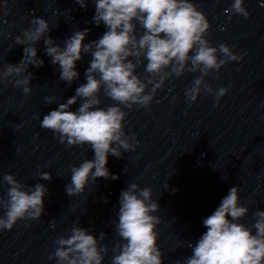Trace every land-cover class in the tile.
Masks as SVG:
<instances>
[{
  "label": "clouds",
  "instance_id": "clouds-1",
  "mask_svg": "<svg viewBox=\"0 0 264 264\" xmlns=\"http://www.w3.org/2000/svg\"><path fill=\"white\" fill-rule=\"evenodd\" d=\"M74 2L87 9L88 0ZM92 2L94 24H103L107 29L98 40L85 44L90 31L86 28L75 31L61 47L48 35L52 30L48 21L35 17L29 28L13 38L15 45L25 46L20 62L0 67V85L10 84L29 94L33 79L29 66L44 65L35 47L39 42H43L51 64L58 65L59 79L69 86L79 78L76 62L83 54L91 55L85 71L86 83L78 86L66 102L59 103L57 109L44 115L40 125L56 133L60 143H67L68 147L88 146L94 152L93 159L71 167V182L65 189L68 196L82 194L90 180L95 183L97 178H119L107 168L109 154L122 159L123 152L134 151L139 144L135 135H126L125 108L150 110L166 81L196 72L200 74L184 91L189 105L197 101L201 92L212 95L218 105L230 86L213 88L206 78L229 62L243 59L226 43L218 47L211 44L206 38L211 24L191 0ZM244 3L245 0H233L230 11L247 18L250 13ZM5 35L0 32V36ZM145 60V75L141 78L136 70ZM101 91L114 103L102 107ZM78 101V109L70 110ZM45 102L53 104L56 97H45ZM38 175L41 180H51L50 172ZM0 184L6 185L0 193V231L13 229L19 220H38L44 214V197L49 192L44 184L25 185L11 174L0 176ZM239 192L238 187H231L214 212L202 220L207 230L195 244H188L192 254L183 264H264V211L253 214L255 222L251 227L240 223L249 208L241 206ZM104 202L108 200L105 198ZM118 203L115 231L121 242L113 248L111 264H163L157 230L162 220L154 214L160 206L153 200L152 189L130 183L121 191ZM105 235L101 232L98 240L87 229L74 226L70 234L54 241L56 248L48 259H55L57 264H102L108 253V245H100Z\"/></svg>",
  "mask_w": 264,
  "mask_h": 264
}]
</instances>
